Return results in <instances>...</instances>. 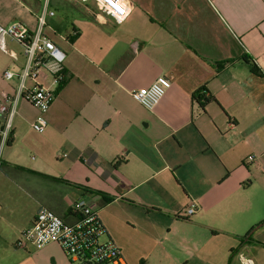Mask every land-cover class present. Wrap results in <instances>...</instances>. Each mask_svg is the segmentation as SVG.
Returning a JSON list of instances; mask_svg holds the SVG:
<instances>
[{"label":"crops","instance_id":"obj_1","mask_svg":"<svg viewBox=\"0 0 264 264\" xmlns=\"http://www.w3.org/2000/svg\"><path fill=\"white\" fill-rule=\"evenodd\" d=\"M45 9L55 12L47 15L45 34L65 41L57 44L66 73L44 132L32 128L38 110L25 99L13 118L1 163L34 206L16 239L43 206L76 221L74 204L85 197L128 264L130 240L121 230L135 231L143 215L168 223L165 239L172 224L191 227L195 232L185 239L203 264H241L238 252L264 248V0H131L122 23L92 1L0 0V24L22 21L36 30ZM63 12L68 22L59 30ZM74 28L78 36L70 41ZM18 45L22 50L0 48V93L14 94L20 81L27 58ZM6 69L16 75L3 77ZM159 76L172 85L147 109L131 91ZM50 79L44 68L41 82ZM204 86L203 105L193 94ZM170 198L186 199L184 212L195 202L196 211L182 216ZM4 218L0 201L1 223ZM217 241L230 251L228 262L218 261ZM22 249L15 264H71L54 242Z\"/></svg>","mask_w":264,"mask_h":264},{"label":"built area","instance_id":"obj_2","mask_svg":"<svg viewBox=\"0 0 264 264\" xmlns=\"http://www.w3.org/2000/svg\"><path fill=\"white\" fill-rule=\"evenodd\" d=\"M69 1H92L101 13L110 16L116 23H122L131 13V0ZM54 14L53 10L45 9L38 18L36 30L29 29L22 21H14L7 26L0 24L1 50L9 51L6 45V39L9 38L24 47L27 58L19 75L20 81L15 93L9 94L6 91L0 93V152L11 139L13 118L21 99L27 100L38 110V116L31 123L35 131L42 133L48 125L46 112L55 98L58 87L65 80L66 73L65 52L44 32L47 15ZM11 55L16 58L14 53ZM44 68L50 72L51 79L48 84L40 80ZM15 75L12 69L3 72V77L7 79ZM29 79L34 82L30 88L26 84ZM171 85L170 78L159 76L150 85L133 89L131 94L145 108L153 109ZM196 207V203L193 202L186 210V216L192 215ZM74 208L78 217L76 221L68 222L49 207H41L33 224L22 230L15 245L25 248L32 244L40 249L49 243H57L71 264H128L120 247L106 236L107 230L91 202L82 197L75 202ZM238 258L241 264H259L242 251L238 252Z\"/></svg>","mask_w":264,"mask_h":264},{"label":"rangeland","instance_id":"obj_3","mask_svg":"<svg viewBox=\"0 0 264 264\" xmlns=\"http://www.w3.org/2000/svg\"><path fill=\"white\" fill-rule=\"evenodd\" d=\"M66 6L71 8L73 6L82 7L81 5L74 3H66ZM91 7H93V5H91ZM46 33L51 34L59 45H65V41L59 38V36L52 35L50 30H46ZM6 45L8 49L14 48L16 50H22L18 43L11 41L9 38L6 39ZM30 111H33V109L28 108L29 113ZM5 148L6 147L0 152V159L6 157ZM29 155L33 156L34 153L30 152ZM14 178H16V176H13V170L11 167L1 163L0 201L2 202L3 210L6 213L7 218H4L2 223L0 222V225H2L5 231V233L0 232V264H15L21 259L22 256L18 250L23 249L15 245L16 240L20 236L19 235L16 239V227H18L34 207L33 202L30 201L28 196L22 193L18 188V184L14 181ZM170 199H172V202L170 203L177 206V210L181 212L183 216V214L186 213L184 212V209H182L181 204V201L184 198H181V200H178L177 198ZM134 210L142 214L143 209L142 207H135ZM139 225L140 227L133 232L121 230V233H127L126 237L130 240L131 264H203L200 261V254L194 255L196 246L193 245L192 241L185 239L194 234L195 231H192L191 227H186L182 223H176V225L172 224L170 226L172 229L169 234V239H165L162 238V235H164L168 229V223L165 222V220L155 222L143 215L142 218L139 219ZM148 233H151L155 237L151 239ZM155 238L158 240L155 241ZM218 242L219 241L215 244L220 248L219 244L221 243ZM207 252H209V250H206L205 254H207ZM219 252L221 255L219 256L218 261L220 263L228 262V259L225 258L227 252H229V256L231 255L230 251H227L224 247L223 249L220 248ZM248 254L257 261L264 262V248L258 245H252L248 248Z\"/></svg>","mask_w":264,"mask_h":264},{"label":"trees","instance_id":"obj_4","mask_svg":"<svg viewBox=\"0 0 264 264\" xmlns=\"http://www.w3.org/2000/svg\"><path fill=\"white\" fill-rule=\"evenodd\" d=\"M58 9H60V8L58 7ZM61 9H62V8H61ZM75 9H76V8H75ZM63 10H64V8H63ZM63 14H64L63 22L60 23V24L57 26L59 30H62L63 28H65L64 26H66V24H64V23L68 22V20H66L68 16H67L66 13H64V12H63ZM77 36H78V31L74 28L73 31H72L67 37H68V39H69L70 41H73V40H75V38H76ZM251 70H252L253 72H255L256 74L262 75L261 70L259 69V67L257 66V64H256L254 61H251ZM63 82H64V81H63ZM62 84H63V83H62ZM62 84H61L58 88H60V87L62 86ZM207 92H208V90H207V88L204 86V87L200 88L196 93L193 94V98H194L195 100L199 101V102H202V104L204 105L205 102H206L207 100H209V97L206 95ZM212 98H213V96H212ZM213 99H214V98H213ZM52 179H53V178H52ZM103 196H104V198H105L106 200H110V199H111V198L108 197V196H105V195H103ZM248 235H249V234H248ZM248 235H247V236H248Z\"/></svg>","mask_w":264,"mask_h":264},{"label":"snow or ice","instance_id":"obj_5","mask_svg":"<svg viewBox=\"0 0 264 264\" xmlns=\"http://www.w3.org/2000/svg\"><path fill=\"white\" fill-rule=\"evenodd\" d=\"M110 2H111V0H110Z\"/></svg>","mask_w":264,"mask_h":264}]
</instances>
